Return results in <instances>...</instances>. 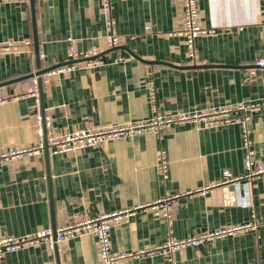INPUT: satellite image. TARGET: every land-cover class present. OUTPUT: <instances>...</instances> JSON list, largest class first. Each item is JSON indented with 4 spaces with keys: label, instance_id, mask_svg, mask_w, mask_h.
<instances>
[{
    "label": "crops",
    "instance_id": "1",
    "mask_svg": "<svg viewBox=\"0 0 264 264\" xmlns=\"http://www.w3.org/2000/svg\"><path fill=\"white\" fill-rule=\"evenodd\" d=\"M107 1L108 12L103 0H32L33 15L29 0L0 2V43L22 45L0 54V96L6 98L0 103V148L37 143L34 115L40 106L38 97L26 94L28 75L78 60L67 56L69 43L78 52L100 53L102 65L86 68L75 61L68 63L73 71L41 82V108L54 136L264 100V67L247 71L264 57L262 0H197L198 21L212 31L195 38L192 58L175 34L181 27L179 0ZM107 18L122 38L119 48L106 47ZM249 114L253 167L264 166V105ZM160 149L167 161L164 179L156 169ZM243 156L237 123L205 128L185 122L161 129L159 136L146 131L68 153L12 159L0 163V232L19 236L129 209L125 220L109 228L110 251L145 253L116 264H170L153 250L166 239L156 203L176 196L174 239L247 222L257 226L176 249L173 264H264V174L247 179ZM222 170L240 177L238 185L201 191L220 181ZM244 183L248 206L235 201L244 195ZM4 263L99 264L96 239H69L57 257L45 244L27 246L5 254Z\"/></svg>",
    "mask_w": 264,
    "mask_h": 264
},
{
    "label": "built area",
    "instance_id": "2",
    "mask_svg": "<svg viewBox=\"0 0 264 264\" xmlns=\"http://www.w3.org/2000/svg\"><path fill=\"white\" fill-rule=\"evenodd\" d=\"M16 1L20 0H0V2ZM179 2L181 5V27L175 32V34L180 35L183 38L186 47V54L189 58H192L194 54L195 38L203 33L209 34L212 30L205 29L200 25L198 21L197 0H179ZM102 9L105 12L109 11V4L107 0H103ZM261 10L263 14L262 25L264 27V0H262ZM105 26L109 31L104 38L106 47L112 48L118 46L122 38L113 33V21L109 18L105 19ZM67 40L71 41L72 39ZM21 47L22 45L20 44L5 41L0 43V54L17 52L21 49ZM66 50L69 59H82L81 63H83V66L86 68H94L102 65V61L98 57H94L96 55L95 51L78 52L74 49L72 43H69ZM38 56L40 58L42 57L41 54ZM251 64L252 66L247 69L250 75L254 73L253 67H264V57L253 60ZM73 69L74 64L59 65L48 72L40 74L39 77L43 83L47 81L49 74L70 72L73 71ZM26 94L34 99H37V76L30 78ZM5 100L6 98L0 96V103ZM261 105H264V100L254 104L246 105L239 103L234 105H225L200 112L178 113L171 116L154 114L145 120L126 121L124 123L106 125L99 128L74 129L59 136H54L51 131H49V117L44 114L41 115L38 112L34 115V128L39 138L37 143L24 147L5 146L0 148V163L12 159L32 157L42 154L44 146L43 130L48 153L61 154L77 151L105 141H113L120 138H133L145 133L146 131H152L159 136L161 129L169 128L172 125H180L185 122H198L205 128H218L237 123L240 127L241 144L244 148L243 166L246 171L245 177L250 179L251 177H257L258 175L264 174V166L255 165L253 167L252 151L249 147L250 140L248 137V121L250 119L249 113ZM156 169L162 179H164L167 172V161L162 149H160L157 154ZM220 174V181L217 183H209L208 186L204 187L201 191L218 184L238 185L240 177H232L227 170H222ZM247 184L248 183L243 184V189L245 190L244 195L239 196L237 194L235 199V201L242 206H248L249 203L247 200ZM173 197L176 196L164 197L156 203L166 224V239L162 245L153 249L154 251L165 255L166 260L170 264H173V253L176 249L184 247H197L214 238L225 235H233L240 233L241 231L254 229L257 226L256 223L247 222L240 225L218 228L213 231L201 232L196 235L180 239H174L172 237L171 228V198ZM129 213V209H122L98 215L97 217L90 219H81L75 223L66 224L54 229V235L50 228L37 230L19 236H8L0 232V264H5V254L41 243L45 244L46 247L51 250L55 248L56 252H60L63 242L84 234H92L95 237L99 264H116L118 261L124 259H137L144 254L145 251H110L109 228L121 223L125 220ZM261 224L264 225V220Z\"/></svg>",
    "mask_w": 264,
    "mask_h": 264
},
{
    "label": "water",
    "instance_id": "3",
    "mask_svg": "<svg viewBox=\"0 0 264 264\" xmlns=\"http://www.w3.org/2000/svg\"><path fill=\"white\" fill-rule=\"evenodd\" d=\"M30 1V4H31V12L33 11V7H32V0H29ZM32 15H33V12H32ZM33 47H34V53L37 55V47H36V40H35V37L33 36ZM120 46H115V47H112L111 49H114V48H119ZM100 53L99 54H96L94 57H99ZM36 58V57H35ZM82 59H78V60H75V61H81ZM75 61H66V62H63V63H59L57 65H54V66H51V67H48V68H45V69H41L39 71H36L35 73H32L30 75H28V77H33V76H37V92H38V101H39V106H40V114L43 115V111H42V106H41V80H40V77L39 75L42 74V73H45V72H48L49 70L55 68L56 66H59V65H64V64H68V63H72V62H75ZM148 63H160L158 61H146ZM35 66L36 68H38V62H37V58L35 60ZM5 84V83H4ZM43 153L45 156H47L48 154V151H47V146H46V143H45V136H44V130H43ZM47 182H48V204H49V209H50V214L52 215V201H51V197H50V192H49V181H48V176H47ZM52 217V216H51ZM51 230L53 232V235H54V229L53 227H51ZM54 253H55V256L57 257V252H56V249L54 248L53 249Z\"/></svg>",
    "mask_w": 264,
    "mask_h": 264
}]
</instances>
